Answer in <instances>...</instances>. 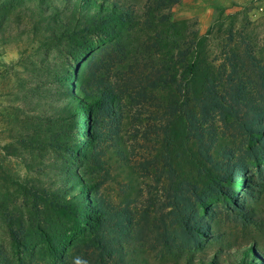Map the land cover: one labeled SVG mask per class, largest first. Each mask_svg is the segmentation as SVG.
Listing matches in <instances>:
<instances>
[{
    "label": "rangeland",
    "instance_id": "1",
    "mask_svg": "<svg viewBox=\"0 0 264 264\" xmlns=\"http://www.w3.org/2000/svg\"><path fill=\"white\" fill-rule=\"evenodd\" d=\"M81 1L0 0V264L29 262L33 255L42 264L62 259L69 244L78 243L77 230L72 228V218L65 217L52 199L57 194L60 199L70 200L78 195L84 181L102 185L100 193L107 201L128 207L141 226L128 236L130 264H185L191 251L196 253V261L216 257V264H236V247L248 244L253 238L264 245V233L259 224H251L247 218L233 220L224 199L216 203L211 213L200 212L213 225L212 221L217 223L213 238L205 239L199 248L164 251L157 238L161 224L154 220L166 217L169 222L172 192L166 189L170 174L165 163L173 155L163 150L157 156L160 153L147 136L152 137L156 123L148 111L138 119L142 98L137 89L125 86L127 97L121 96L125 97V118L119 134L121 143L130 148V163L118 160L117 154L108 149L106 157L110 158L105 170L95 165L89 172L80 166L69 173L66 170L79 159L74 153H68L69 150L85 147L82 134L86 133L87 117L81 111L85 97L79 85L96 84L115 92L118 89L120 93L125 81L160 60L151 36L162 28V21L163 29L168 24L182 22L181 33L186 41L196 34L205 36L206 51L217 66L224 60L227 45L243 56L247 50L252 51L264 63V0H180L148 13L155 25L150 31L137 24L131 29L123 28L124 32L119 28L121 25L87 24L89 17L101 8V0L86 7L80 6ZM119 1L133 4L138 16L147 14V4L151 3V0ZM161 14L164 20H160ZM89 53L98 58L93 62L94 75L85 71L84 66L79 68ZM179 61L173 72L178 82L176 94L180 93L179 85L184 84L187 76L184 62ZM254 67L250 60L240 66V76L246 86L254 77ZM77 69L81 71L76 75ZM227 70H231L230 65ZM126 72L128 75L123 78ZM70 76L79 79L76 81ZM171 93L169 90L168 95ZM121 106L120 102L118 108ZM92 113L98 123L101 114L96 106H92L89 116ZM30 122L41 123L45 128L49 124L53 128L42 138L36 152L19 142ZM209 123L218 127L219 135L237 149L238 159L247 167L242 187L226 184L235 189L234 200L246 201L255 212V220L264 224V161L257 163L251 156L255 140L235 126L225 125L222 118ZM104 124L105 128L110 125ZM105 140L100 142L103 149L110 141ZM9 144L11 147L6 148ZM190 147L193 152L198 151L195 139ZM175 161L181 171L179 160ZM10 228L19 233L23 239L21 244L14 241ZM50 237L55 238L51 244ZM217 238L221 242H214Z\"/></svg>",
    "mask_w": 264,
    "mask_h": 264
},
{
    "label": "trees",
    "instance_id": "2",
    "mask_svg": "<svg viewBox=\"0 0 264 264\" xmlns=\"http://www.w3.org/2000/svg\"><path fill=\"white\" fill-rule=\"evenodd\" d=\"M179 1L151 0V3L147 4V14L138 16L133 4L119 0H101V8L97 9L94 16L89 17L87 24L101 27L121 25L119 28L122 31L123 28L131 29L141 24L144 29L150 31L155 25L148 13L151 10L167 8ZM92 2L97 3L96 0H82L80 6L86 7ZM161 19L164 20L163 14L160 15ZM181 23H171L167 29H163L162 21V28L151 36L153 47L159 50L156 53H160V60L147 66V70L140 75L125 81L121 85V94L118 89L115 92L109 87L101 88L96 84L79 85L78 88L85 97L83 104L81 103V106L85 107L81 111L87 117L86 133L82 134L85 147L77 146L78 151L69 150L68 153H74L79 159L76 160V165L69 166L68 171L66 170V173H69L70 170L77 169L76 166H80L89 172L93 165L105 170L110 158L106 157L108 149L117 154L118 160L130 163V148L121 143L119 130L125 118L124 99L128 92L125 86L137 89V94L142 98L138 119L148 111L156 123L152 137L147 136L155 143V149L160 153L157 156L163 154V150L173 155L168 156L170 160L165 163L170 174L166 189L172 192L169 195L171 210L167 214L169 222L166 217L154 220L161 224L158 225L160 229L157 231V238L165 248L164 251L169 252L199 248L205 239L214 237L213 229L217 223L212 221L213 225L206 217H201L200 212L208 214L221 199L226 201L225 205L228 206L233 220L247 218L249 223L259 224L261 232L264 233V224L255 220L256 215L252 207L248 206L246 201L236 202L235 189L226 185L233 183L236 187H242V176L247 173V167L238 159L237 149L231 147L223 136L219 135L216 125L209 123L222 118L225 125L235 126L239 132L249 134L255 140V145H251V156L257 163L264 161V63L252 51L247 50L243 56L227 45L223 51L224 60L217 66L210 60L206 51L205 36L196 34L186 41L181 33ZM175 49L178 50L177 53H173ZM87 56L88 59L82 60L79 68L84 66L85 71L94 75L93 62L98 58L91 53ZM179 60L184 62L187 76L184 84L179 85L180 93L176 94L174 89H178V82L173 72L177 70ZM248 60L255 67L254 77L246 86L240 76V66H244ZM228 65L230 71L227 70ZM80 69H77L76 75ZM127 75L128 72L123 78ZM69 78L76 81L79 79L77 76ZM169 90L173 93L168 95ZM147 91L150 92L146 98ZM122 94L125 97H121ZM120 102L123 106L119 109ZM92 106H96L101 114V117L98 116V123L93 113L89 116ZM16 118L18 122L17 115ZM35 119L37 118L34 117L33 120ZM105 122L110 123L106 128ZM37 123H28V131H25L26 134L19 141L35 152L43 142L42 138L53 130L49 124L45 128L41 123ZM95 124L98 126L95 127ZM101 139L110 140L106 149L101 146ZM194 139L198 144L197 152H193L190 147ZM5 147L11 146L9 144ZM175 160H179L181 171L178 170ZM101 188L102 185L100 187L84 181L78 195H73L70 200L54 195L53 203L61 208L65 217L72 218V228L77 230L75 240H78V243H70L63 251L62 259L58 262L50 261L48 264H75L77 258L87 264H130L128 236L132 231H138L139 223L135 221L128 207H119L108 202L100 193ZM139 228L141 229V226ZM10 231L14 235V241L21 244L23 239L19 233L13 228H10ZM54 240V237H50V244ZM220 240L222 239L217 238L214 242ZM236 248V264H264V245L258 239H250L248 244ZM195 254L189 252V259L185 264H216V257L196 261ZM19 262L42 264L36 259V255H33L29 262Z\"/></svg>",
    "mask_w": 264,
    "mask_h": 264
},
{
    "label": "clouds",
    "instance_id": "3",
    "mask_svg": "<svg viewBox=\"0 0 264 264\" xmlns=\"http://www.w3.org/2000/svg\"><path fill=\"white\" fill-rule=\"evenodd\" d=\"M75 264H87V262H86V261H83V260H81V259H79V258H77V259L75 260Z\"/></svg>",
    "mask_w": 264,
    "mask_h": 264
}]
</instances>
